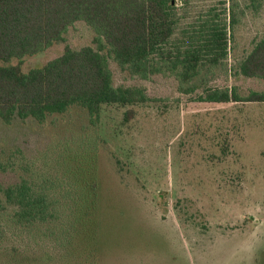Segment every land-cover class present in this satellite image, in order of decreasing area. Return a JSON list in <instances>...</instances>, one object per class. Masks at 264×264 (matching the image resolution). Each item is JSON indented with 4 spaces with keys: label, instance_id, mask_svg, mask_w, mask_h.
<instances>
[{
    "label": "trees",
    "instance_id": "16d2710c",
    "mask_svg": "<svg viewBox=\"0 0 264 264\" xmlns=\"http://www.w3.org/2000/svg\"><path fill=\"white\" fill-rule=\"evenodd\" d=\"M247 1L254 11L264 3ZM245 11L239 0H0V119L43 124L80 107L95 125L104 106L148 102L145 88L115 84L111 60L143 80L174 77L190 94L203 70H227L230 36ZM80 23L95 33V47L67 46L44 66L23 70L24 58L44 53ZM235 75L264 81V36ZM201 87L203 103H264V92ZM134 115L128 110L125 121ZM98 146L89 140L44 152L39 162L21 150L4 153L0 264H112L117 247L103 216Z\"/></svg>",
    "mask_w": 264,
    "mask_h": 264
},
{
    "label": "rangeland",
    "instance_id": "374dc122",
    "mask_svg": "<svg viewBox=\"0 0 264 264\" xmlns=\"http://www.w3.org/2000/svg\"><path fill=\"white\" fill-rule=\"evenodd\" d=\"M239 2L246 11L230 36L227 70H203L190 94L174 77L143 80L111 60L115 84L145 88L148 102L104 106L95 125L80 107L43 124L0 119V158L21 150L39 162L44 152L97 141L103 216L117 247L112 264H264V103L198 99L205 82L236 87L241 96L264 92V81L235 75L264 36V3L254 11ZM94 39L91 28L77 24L21 66L29 72L67 46L95 47ZM130 109L135 115L126 122Z\"/></svg>",
    "mask_w": 264,
    "mask_h": 264
}]
</instances>
